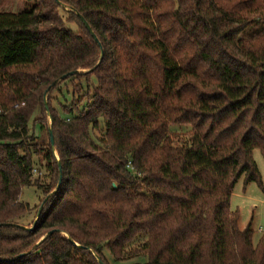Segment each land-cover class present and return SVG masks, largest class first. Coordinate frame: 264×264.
<instances>
[{
    "label": "trees",
    "instance_id": "16d2710c",
    "mask_svg": "<svg viewBox=\"0 0 264 264\" xmlns=\"http://www.w3.org/2000/svg\"><path fill=\"white\" fill-rule=\"evenodd\" d=\"M24 1L0 12V264H122L140 239L137 264H264L231 211L243 176L263 185L264 0ZM60 170L26 227L24 189Z\"/></svg>",
    "mask_w": 264,
    "mask_h": 264
},
{
    "label": "rangeland",
    "instance_id": "374dc122",
    "mask_svg": "<svg viewBox=\"0 0 264 264\" xmlns=\"http://www.w3.org/2000/svg\"><path fill=\"white\" fill-rule=\"evenodd\" d=\"M32 4H27L24 0H3L0 3V12L18 13L26 8L30 7ZM74 29L76 26L72 25ZM91 84L96 85V79L92 78ZM81 86L80 94L74 95V87ZM87 93V84L85 80L75 81L74 85L69 82L62 85L60 90L54 94V98L59 100V103L70 107L76 104ZM87 100L85 99L83 104L78 107L79 110L85 106ZM55 107L58 111L62 113V109L59 104L55 102ZM192 130L189 127L172 126L171 136L173 138L174 144L181 147L189 143L191 138ZM92 137L95 141H99L103 137V128L92 133ZM253 158L259 168L262 175L263 185L258 183L245 184V176H243L237 183L234 193L231 198V211L239 216V228L244 231L248 227L253 231V244L257 245L260 237L264 233V157L260 150L256 149L253 152ZM35 179H39L41 184H46L48 177L45 169H40L39 167L33 173ZM45 199V196L37 188L30 187L24 189L21 202L28 204L32 210L31 214L28 215L23 224L26 227H32L35 224L37 215L39 213V208ZM145 240L140 239L128 247V251H133V254H129L127 260L122 264H137L145 263L146 258L143 257L144 253L142 251L143 244ZM108 261L114 264L112 257L105 252Z\"/></svg>",
    "mask_w": 264,
    "mask_h": 264
},
{
    "label": "water",
    "instance_id": "95a60500",
    "mask_svg": "<svg viewBox=\"0 0 264 264\" xmlns=\"http://www.w3.org/2000/svg\"><path fill=\"white\" fill-rule=\"evenodd\" d=\"M79 18L81 19L82 23L85 25V27L87 28V30L89 31V33L92 35V37L94 38V40H95L96 42L99 43V39H98L97 36L94 34L93 30L91 29V27L89 26V24L87 23V21H86L82 16H79ZM99 45L101 46L100 43H99ZM103 57H104V52L102 51V58H101V59H103ZM78 73H79V72L71 73L70 76H73V75L78 74ZM66 77H67V76H65V77H63L62 79L58 80L57 82L54 83V85H53L52 87H50V88L48 89L47 93L45 94V99H47V96H48L49 92L53 89V87L56 86L58 83H60L62 80H64ZM50 137H51L52 148L54 149V147H55V146H54V138H53V134H52V131H51V130H50ZM60 173H61V175H60V181H59L58 187H57L56 191H55L51 196L47 197V198L45 199L44 203L41 205V207H40V209H39V213H38V215H37L36 222H35V224H34V227L36 226V224H37V222H38V220H39V218H40V216H41V214H42V212H43V210H44L45 205L47 204V202L50 200V198H51L54 194H56V193L59 191V189H60V187H61L62 180H63L62 170H60ZM34 227H33L32 229H30V230H33ZM22 228H23V227H22ZM24 229H26V228H24ZM57 232H58V231L50 232L47 236H51L52 234L57 233ZM43 240H44V239H43ZM43 240H42V241H43ZM42 241H41V242H42ZM21 257H22V256H21ZM100 263L103 264L102 262H100Z\"/></svg>",
    "mask_w": 264,
    "mask_h": 264
}]
</instances>
